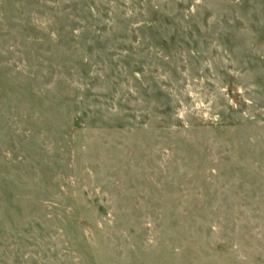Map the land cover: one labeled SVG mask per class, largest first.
Returning <instances> with one entry per match:
<instances>
[{
  "label": "rangeland",
  "instance_id": "374dc122",
  "mask_svg": "<svg viewBox=\"0 0 264 264\" xmlns=\"http://www.w3.org/2000/svg\"><path fill=\"white\" fill-rule=\"evenodd\" d=\"M0 264H264V0H0Z\"/></svg>",
  "mask_w": 264,
  "mask_h": 264
}]
</instances>
